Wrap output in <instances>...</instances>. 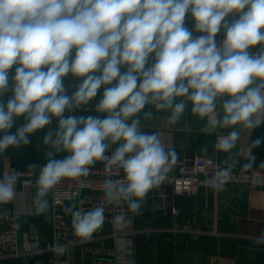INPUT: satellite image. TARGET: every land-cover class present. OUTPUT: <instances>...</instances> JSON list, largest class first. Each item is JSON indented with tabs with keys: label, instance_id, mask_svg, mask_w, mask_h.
Here are the masks:
<instances>
[{
	"label": "clouds",
	"instance_id": "obj_1",
	"mask_svg": "<svg viewBox=\"0 0 264 264\" xmlns=\"http://www.w3.org/2000/svg\"><path fill=\"white\" fill-rule=\"evenodd\" d=\"M189 13L191 29L185 24ZM257 45L260 50L251 53ZM14 65L13 95L0 102V153L28 145L30 134L51 124L52 117L59 118L58 130H50L44 143L70 153L48 159L40 169L37 212L61 180L85 176L96 161L106 160V168L117 166L124 173L123 182H107L109 202L117 207L127 202L128 211L138 215L175 158L158 133L141 129L139 114L146 105L170 110V124L189 103L193 114L210 120L222 107V117L211 122L232 129L215 144L226 153L240 138L236 125L253 130L264 123V0H0V96L9 89ZM70 74L76 78L71 95L65 87ZM102 86L95 110L107 115L65 114L87 105ZM21 116L26 123L10 132ZM111 145L117 147L106 157ZM18 179L14 170L0 179V204L14 200ZM230 179L231 168L220 169L211 186L220 190ZM66 212L81 242L105 221L102 206ZM129 219L128 212H120L113 223L123 226ZM256 239L264 242V231Z\"/></svg>",
	"mask_w": 264,
	"mask_h": 264
},
{
	"label": "crops",
	"instance_id": "obj_2",
	"mask_svg": "<svg viewBox=\"0 0 264 264\" xmlns=\"http://www.w3.org/2000/svg\"><path fill=\"white\" fill-rule=\"evenodd\" d=\"M185 24L190 29L193 27L194 21L190 13L186 14ZM197 35L199 33H193L194 37ZM223 35V31L217 34L218 44ZM260 48L257 45L249 51L255 54ZM151 62L152 58L149 57V63ZM15 68L14 65L9 70L8 91L0 96V102L5 104L13 95L12 77ZM73 80L76 78L71 74L65 80L66 89L71 81L70 95L76 90ZM80 82L76 81L77 84ZM103 91L104 86L87 105L78 106L71 112L66 110L65 114L85 117L99 115L103 118L107 114L95 110ZM180 99L184 98H177V102ZM218 105H222V100H218ZM144 112H151L152 116L145 117ZM170 114V110H156L149 104L139 114V118L143 131L158 133L165 148L174 152V163H191L198 154H210L219 162L245 170L244 165L254 156L252 166L264 169L261 166L264 164V139L258 147L251 146L255 139L264 138V123L253 130L236 125L240 138L236 147L226 153L216 149L215 144L232 129L211 122L222 117V107L213 114L211 120L209 117L201 118L193 114L190 103L175 124L168 122ZM51 119V124L30 134L28 145L9 147L0 153V164L8 163L19 169H32L39 174L48 161L50 145L44 143V137L50 130L53 134L58 130L59 118ZM128 122L131 123V120ZM25 123L23 116L14 118L13 127L9 131L15 132ZM2 135L4 133H0V137ZM116 147L117 145H111L107 151L112 153ZM51 149L54 159H63L70 155L66 151L56 152L53 147ZM97 163L98 161L92 166ZM33 164L37 165L35 169L29 167ZM17 189L15 206L21 210L18 229L20 253L6 254L7 251L0 249V264H100L84 252V243L95 241L104 246L122 248L120 245L123 242H118L111 236L114 223L108 218H105L103 226L87 242H81L80 237L74 235L72 216L66 209L71 207L74 211L80 210L79 197L75 196L60 209L68 219V237L73 242L51 252L46 248L50 231L48 207L38 213L37 205L34 204L37 190L20 186ZM160 191L150 190L141 202L139 214H128L130 219L124 225L125 232L121 236L123 240L132 236L133 245L123 264H264V242L256 239L264 231V188L243 183H227L220 190L212 186H201L194 194H172L162 190L165 195H161ZM11 207V204H0V211H8ZM172 208H176L178 212L175 213Z\"/></svg>",
	"mask_w": 264,
	"mask_h": 264
},
{
	"label": "built area",
	"instance_id": "obj_3",
	"mask_svg": "<svg viewBox=\"0 0 264 264\" xmlns=\"http://www.w3.org/2000/svg\"><path fill=\"white\" fill-rule=\"evenodd\" d=\"M16 66V65H15ZM102 96L98 99L100 100ZM87 110L88 108H84ZM49 146L48 159L53 158V153ZM112 153L106 151L108 157ZM106 160L98 161L97 165L90 166L87 175L76 179H63L58 185L49 191L47 197V207L50 213V231L46 248L55 252L61 246L71 244L69 239V222L60 211L64 203L77 196L80 200V210L87 211L92 208L102 206L105 208V218L113 222L120 212H128L127 202L121 201L119 207L115 202H109L106 196V184L109 180L123 182V170L117 166L111 169L106 168ZM231 168V179L228 183H243L249 186L264 188V169L254 167L241 170L234 165L219 162L215 156L210 154L196 155L191 164L174 163L172 160L166 178L157 188L151 190H161V195H165L162 190L172 194H194L201 186H211V178L223 168ZM19 175L16 184V195L8 211H0V249L7 251L6 254H19L18 250V229L20 227L21 210L15 206L18 186L26 189L37 190L36 180L39 174L32 169H19L11 164H0V179L13 172ZM172 210L177 213L176 208ZM111 236L118 242L121 249L104 246L99 242L84 243V252L93 258V261L100 264H123L127 252L132 251L133 237L124 238L121 236L125 232L123 226H113ZM123 249V250H122Z\"/></svg>",
	"mask_w": 264,
	"mask_h": 264
},
{
	"label": "water",
	"instance_id": "obj_4",
	"mask_svg": "<svg viewBox=\"0 0 264 264\" xmlns=\"http://www.w3.org/2000/svg\"><path fill=\"white\" fill-rule=\"evenodd\" d=\"M68 91H69V93L68 94H70V92H71V81H69V84H68ZM1 157V156H0ZM192 162V161H191ZM187 164H191V163H187Z\"/></svg>",
	"mask_w": 264,
	"mask_h": 264
}]
</instances>
